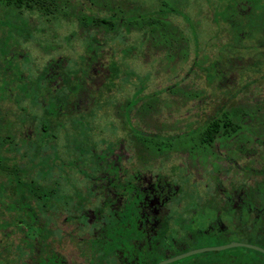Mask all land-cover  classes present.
Here are the masks:
<instances>
[{
    "label": "flooded vegetation",
    "instance_id": "flooded-vegetation-1",
    "mask_svg": "<svg viewBox=\"0 0 264 264\" xmlns=\"http://www.w3.org/2000/svg\"><path fill=\"white\" fill-rule=\"evenodd\" d=\"M14 58L16 57L6 54L2 62L3 66L6 61L10 65ZM68 65L69 62L62 64L61 60H52L47 67L39 70L37 82L33 84L35 95L38 96L33 98V95L31 97L22 89L16 92L23 99L24 106H21L22 104L20 106L24 114L13 122L1 121L5 138L15 145L14 147L6 146L3 149L0 146L1 160H5L1 166L4 167L3 169L16 170L18 177L11 181H18L20 192L13 196H0L2 219L0 233L36 235L32 246L35 253L32 255L29 253V245L25 242L21 243L19 264H40L41 247L53 252L54 264H61L60 261L63 264H110L109 262L111 264H146L145 258L149 255L151 257L154 244L157 247L156 254L165 253L163 245L170 234L167 235L164 226L167 219L171 217V213H177L181 217L196 214L197 210H190V206L194 205L199 209L201 204L213 199L218 191L220 176L224 173L228 174L231 167L230 171H236L242 178V183L247 182L243 168L250 166L254 169V166L250 165L253 162L252 156H258L261 164L255 169L259 171L264 166L263 146L238 148L225 143L224 148H221V145L218 144V146L215 143L207 148L208 150L195 146L197 149L193 152H187L182 148L156 155L151 148L144 146L143 141L146 136L161 135V133L142 130L140 127L141 130L137 131V125H134L136 114L131 117L127 129H125V120L115 115L120 124L118 127L114 123L112 125L115 128L112 133L113 141L104 137L106 131H102L97 142H93L90 136H86L83 141L86 149L78 147L71 152L72 133L68 123L80 117H74L71 114L73 107L70 90L65 88L67 98L64 102L62 101V106L56 105L57 93L62 90V72L71 69ZM3 91L6 97H12L14 94H7L10 92L8 87H4ZM82 105H86V102L80 101L77 108ZM120 105H115V110ZM36 108H40V115L31 113ZM140 116L142 115H138ZM88 118H90L88 122H95V117L88 116ZM58 124L60 131H64L63 136L60 133H54ZM118 132L120 134H117ZM184 133L186 132L182 134ZM163 137L169 138L168 135ZM216 146L218 150L215 149ZM94 150L97 151V158L102 161L98 167L106 165V161L112 162L114 169L123 171L122 176L119 175L118 180H100L98 186L102 189V194H93L91 200L74 204L71 194L72 171L92 167L91 160L85 161L82 158L87 157V153ZM222 150L226 152L225 155L219 153ZM216 153L220 156H215ZM55 154H57L55 166L52 167L50 161ZM62 155H65L64 162H62ZM246 156H248L249 164H240ZM13 158H19V160L26 158L27 162L34 161L37 164L36 168L44 172L43 177L33 181L23 180L19 177V171L22 172L23 167L20 162L14 163ZM42 158L45 162L39 163ZM223 159L230 162L227 170H222L220 167ZM202 160L206 162L202 163ZM42 166L48 168L44 171ZM105 167L110 169L108 165ZM179 167H186V172L181 177H176ZM202 173H206L214 183L213 189L209 184L207 185L209 189L207 200L200 203V193H198L189 201L190 204L184 203V192H187L180 181L187 179L190 182L200 183L202 179L199 177L195 180L194 177L202 176ZM101 174L103 177H110L108 172L103 171ZM79 178V181L87 184L88 189L90 188L93 193L96 185L82 178L80 174ZM122 181L126 183L122 184ZM221 182L223 192L230 190L232 185L227 188L222 180ZM31 188L39 193L49 194L35 195L31 193ZM242 194V191H231V197L236 206ZM11 222L17 225V229L10 230L8 226ZM177 234L185 238L182 233L177 232ZM160 235L164 239L162 244H159L160 241L157 239ZM187 236L186 239H194L192 234ZM172 243L182 245L176 239L172 240ZM109 247H112V255L107 252ZM166 253L169 254V252ZM58 256L61 259L57 261ZM159 263L161 262L157 264Z\"/></svg>",
    "mask_w": 264,
    "mask_h": 264
},
{
    "label": "trees",
    "instance_id": "trees-1",
    "mask_svg": "<svg viewBox=\"0 0 264 264\" xmlns=\"http://www.w3.org/2000/svg\"><path fill=\"white\" fill-rule=\"evenodd\" d=\"M142 2V0H0L1 67H3L2 62L7 54L2 46L4 38L9 37V35H16L18 41H21V39L27 41L25 31L30 26L26 17L36 15L40 18H51L59 21H76L71 23L77 24L78 32L74 33L71 38L80 37L85 44L86 53L81 56L77 70H63L61 75L63 78L62 90L57 93L56 105L57 107L62 106L67 98L65 91L66 89L70 90L73 107L71 114L74 117L79 116L80 118H77V120L88 122L90 119L88 116L95 117V110L98 107L103 108L107 105L110 101V95L118 90L120 81H128V79L135 77L133 72L128 71L124 61L119 63L117 60L111 59L109 63H104L103 54L106 49L111 47L110 50L112 51L115 47L119 48L121 44L128 45V37L136 34L142 38L139 43L140 49L135 46L125 47L122 51L126 56L133 55L135 51L137 53L138 50L141 51L144 46L149 45L164 51L168 54L169 59L174 58L178 53L182 57L181 60L188 61L190 38L184 29L174 23V19L178 16L185 18L196 37L197 32L194 23L188 17L186 11L192 4L200 6L202 3V5H206L207 10L205 12L202 9L200 13L206 15L215 25H218L219 31L215 37H222L224 34L227 36L225 43H219V51L224 56L217 57L215 62L205 69V79L211 84L226 82L227 78L222 76L219 67L223 59L230 62L227 68L231 70V73H239L242 77L248 72H263L264 0H155L148 6H145ZM86 4L87 6H85ZM7 17L18 19V22L14 25H8L7 22H3ZM246 39L254 42L257 48L256 54L249 55V59H246L245 56V58L238 57L233 53L236 46L239 47ZM247 49L250 50V47ZM144 91L145 88L141 87L132 99L116 107L115 115L125 120V129H127L131 117L136 113L146 116L155 110L156 100L141 104V108L136 111L143 99L142 94ZM220 92L233 96L229 89H220ZM80 101L86 102V105L77 108ZM261 128H264V112H262L260 106L253 104V106L247 107L238 105L227 108L224 104L219 106L215 113L201 126L192 127L186 133L194 134L197 137L196 147L199 146L202 150L212 147L215 143L219 145L229 143L238 148L242 147L243 145L239 141L240 135L244 137L243 140L247 141V146L244 147L255 148V146L264 147V136L260 135ZM136 130L140 131L141 129L136 126ZM137 134L140 133L137 132ZM173 137L170 135L167 138L154 134L146 136L143 144L145 147L151 148L157 155L163 148H166L169 140ZM11 145L13 143L9 142V139L5 138L2 132L0 121V146L3 149ZM87 155V157L83 156L82 160H91L93 165L87 169L79 168L80 175L96 185L93 194H102V189L98 186L99 181L102 179H108V181L110 179L118 180L123 171L114 169L112 162L109 161H106L105 164L110 169L105 167L106 165L98 167V164L102 161L97 158V151L95 150L89 151ZM4 161L0 157V196H13L20 192L18 181H11V179H17L18 175L15 169H3L4 167L1 164ZM231 169L232 167L228 171ZM103 171L108 172L110 177H103L101 174ZM243 172L246 175L247 182L233 184L230 190L224 192L221 188L222 182L218 180V191H216L215 197L200 206L201 214L204 217L206 210H210L213 217L209 216L207 221L201 225L200 230L192 237L195 239L197 236L198 238L225 239L223 243H230L235 240L264 249V166L259 171L246 166L243 168ZM121 183L126 182L123 183L122 181ZM31 190V193L35 195L49 194L39 193L33 188ZM233 190L243 192L237 206L231 197V191ZM195 209L197 214V206H190V210ZM174 215L171 213V217L167 219L164 226L167 235L170 234V236L172 235L170 232L171 223H176L180 217H174ZM191 220L192 218H190V223H193ZM1 221L0 217V226ZM138 225L140 224L138 223ZM8 227H10V230L17 229V225L12 222ZM187 234L189 233L183 234L184 239L188 237ZM35 236L33 233H0V264H19L21 243L24 242L30 247L29 253L31 255L35 253L32 248ZM137 237L140 238L139 235ZM39 238L42 239V237ZM157 239L160 241L159 244H162V241L164 242L161 235ZM156 250L157 247L154 244L151 257L149 255L145 258L146 264H157L159 262L156 260ZM107 252L113 254L112 247H109ZM255 252L264 257V254ZM40 253V264L55 263V256L52 251L41 247ZM60 259L58 256L56 260ZM234 260L227 264H236ZM60 263L63 264L61 261Z\"/></svg>",
    "mask_w": 264,
    "mask_h": 264
},
{
    "label": "rangeland",
    "instance_id": "rangeland-1",
    "mask_svg": "<svg viewBox=\"0 0 264 264\" xmlns=\"http://www.w3.org/2000/svg\"><path fill=\"white\" fill-rule=\"evenodd\" d=\"M142 1L145 6H148L155 0ZM202 9L206 12L205 4L202 5L201 3L200 6L192 4L186 11L188 17L194 23L197 32L196 37L185 18L178 16L174 19V23L184 29L190 38V56L188 61L181 60L182 57L178 53H176L174 58L169 59L168 54L164 51L149 45L144 46L137 53L135 51L133 55L126 56L122 51L125 47L135 46L140 49L139 43L142 38L136 34L128 37V45L121 44L119 48L115 47L112 51L110 50L111 47L106 49L103 54L104 63H109L111 59L117 60L119 63L124 61L128 71L133 72L135 77L128 79V81L119 82L118 90L110 95V101L107 105L103 108L98 107L95 110V122L72 120L68 123L72 133L71 152L72 149L75 151L78 147L86 149V146L83 145L86 136H90L93 142H97L98 137L102 135V131H106L104 137L110 138L113 141L112 133L115 131V128L112 125L114 123L118 127V124H120L115 118V105L124 104L126 101L132 99L133 95L141 87H144L145 91L142 94L143 99L136 110L141 108V104H146L148 101L156 100L157 106L150 114L147 113L148 116L142 115L138 117L136 113V116H134V125H137L142 130L159 132L163 136L178 135L174 139L169 140L166 148L161 150V152H168L170 150L177 151L182 148L187 152L195 151L197 149L195 146L198 143L197 137L194 134L182 133L192 127L197 128L201 126L215 113L219 106H223L224 104L227 108L238 105L247 107L253 106L254 104L260 106L262 112H264V62L262 63L263 72H248L242 77L239 73H231V70L227 68L230 62L227 59H223L219 67L222 76H226L227 78L226 82L222 84L214 82L211 84L205 79V69L209 68L217 57L224 56L219 51V43H225L227 36L224 34L222 37H215L219 31L218 25H215L206 15L201 14L200 10ZM26 18L31 28H27L25 31V36L28 38L27 41L21 38V41H18L16 35H9V37L4 38L2 44L5 52L16 58L13 59L10 65L7 61L3 67L0 64V121L13 122L24 114L21 111V106H24L22 104L23 99L16 92H20L22 89L27 94H30L31 97L33 95V98H36L38 95H35L36 92L33 90V84L37 82L36 77L39 70L41 71L47 67L49 62L52 60H61L62 64L69 62L68 68L77 70L79 68L78 65H80L81 56H84L86 53L83 40L80 37L71 38L74 33L78 32L77 24L71 23L76 21H59L51 18H40L36 15ZM3 22H7L8 25H14L18 22V19H9L7 17ZM249 47L250 50L247 49ZM256 52L257 48L255 43L248 39L244 40L239 47L236 46V49L233 51L236 56L241 58L246 57V59H249V55H255ZM4 87L10 89V92L7 94L14 93L12 97L5 96V92L3 91ZM220 89H229L233 93V96H228V94L226 95L224 92H220ZM31 113L33 115H40V108H36ZM60 130L58 124L56 132L54 133H60L63 136L64 131L61 132ZM260 133V135L264 136V128L260 129ZM117 134H120V132ZM243 139L244 137L240 135V144L247 146V141ZM224 146L222 144L221 148H224ZM217 148L216 146L215 149ZM219 153L224 154L226 152L222 150ZM56 156L57 154L53 155L50 161L52 167L55 166ZM215 156L219 157L220 154L218 155L216 153ZM202 158L205 159L204 157ZM251 158L253 160L250 163L251 166H254V168L261 166L258 156L255 155ZM64 159L65 155H62V162H64ZM13 161L14 163H21L23 169L22 172L19 171V177L23 180L33 181L43 177L44 172L42 169L36 168L37 164L34 161L27 162L26 158H20V160L19 158H13ZM43 162H45L43 158L39 160V163ZM205 162V160H202V163ZM243 163L249 164L248 156L240 164ZM229 165V160L223 159L220 162L222 170H227ZM42 168L45 171L48 167L42 166ZM177 170L178 175L176 177H181L186 172V167H179ZM79 174V169L76 171L73 169L71 194L74 204L79 201L91 200L93 197V193L90 191V188L88 189L87 184L79 181ZM199 177L202 179L200 183L190 182L187 179L180 181L187 192H184V203L190 204L189 201L198 193H200V203L207 200L206 198L209 192L207 185L209 184L213 189L214 183L211 182V179L207 177L206 173L202 176L197 175L194 179L198 180ZM220 177L227 188L235 183L241 182L242 179L237 175L236 171H229L228 174L224 173ZM200 214L201 208L198 209L197 214L192 216L185 215L181 217V215L175 214V217H180L176 223L170 226L172 235L167 237V241L163 245L165 253L157 254L156 260L162 262L167 258L178 256L188 251L229 244L223 243L225 239L218 240L214 237L198 238L197 236L196 239L188 238L184 240L177 234L179 232L194 235L200 230L201 225L207 221L209 216L213 217V213L211 214L210 210H206L205 217L203 214ZM190 218H192L191 221L193 223H190ZM174 239L182 245L173 244L172 240ZM235 242L238 243L235 240L230 243ZM166 252H169V254ZM232 260L236 264H264V257L257 254L254 250L251 251L247 248H234L220 252L203 253L171 264H227ZM109 263L111 264V262Z\"/></svg>",
    "mask_w": 264,
    "mask_h": 264
},
{
    "label": "water",
    "instance_id": "water-1",
    "mask_svg": "<svg viewBox=\"0 0 264 264\" xmlns=\"http://www.w3.org/2000/svg\"><path fill=\"white\" fill-rule=\"evenodd\" d=\"M234 248H247V249L254 250V251H257V252L264 254V249H262L258 246L246 244V243L235 242V243H230V244L224 245V246L192 250V251L186 252L184 254H181L179 256H176L174 258L165 260L159 264H171V263L180 261L182 259H186V258L191 257V256H195V255H199V254H203V253H208V252H220V251L230 250V249H234Z\"/></svg>",
    "mask_w": 264,
    "mask_h": 264
}]
</instances>
